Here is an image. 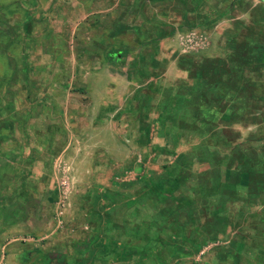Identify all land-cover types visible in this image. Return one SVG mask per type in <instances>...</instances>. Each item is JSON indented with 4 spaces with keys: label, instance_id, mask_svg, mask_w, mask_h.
<instances>
[{
    "label": "crops",
    "instance_id": "0c3cea01",
    "mask_svg": "<svg viewBox=\"0 0 264 264\" xmlns=\"http://www.w3.org/2000/svg\"><path fill=\"white\" fill-rule=\"evenodd\" d=\"M11 252L264 264V0H0Z\"/></svg>",
    "mask_w": 264,
    "mask_h": 264
},
{
    "label": "rangeland",
    "instance_id": "374dc122",
    "mask_svg": "<svg viewBox=\"0 0 264 264\" xmlns=\"http://www.w3.org/2000/svg\"><path fill=\"white\" fill-rule=\"evenodd\" d=\"M45 244L46 243L43 242L40 245L45 246ZM0 264H39V263L37 262L36 259L22 260V258H20L17 252H11V254H9L4 261H2V259L0 260Z\"/></svg>",
    "mask_w": 264,
    "mask_h": 264
}]
</instances>
